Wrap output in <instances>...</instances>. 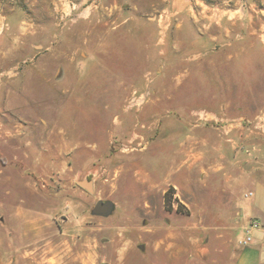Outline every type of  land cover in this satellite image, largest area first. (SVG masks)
<instances>
[{
    "label": "rangeland",
    "instance_id": "obj_1",
    "mask_svg": "<svg viewBox=\"0 0 264 264\" xmlns=\"http://www.w3.org/2000/svg\"><path fill=\"white\" fill-rule=\"evenodd\" d=\"M201 1L225 23L243 0ZM147 11L0 0V264H229L264 227L241 208L264 190V27L193 51L198 22Z\"/></svg>",
    "mask_w": 264,
    "mask_h": 264
},
{
    "label": "crops",
    "instance_id": "obj_2",
    "mask_svg": "<svg viewBox=\"0 0 264 264\" xmlns=\"http://www.w3.org/2000/svg\"><path fill=\"white\" fill-rule=\"evenodd\" d=\"M200 3L204 4L203 7L196 8L195 5H200ZM237 4L236 14L232 18L228 16L225 23L222 18L226 14L222 15V9L220 10L217 7L211 10L205 2H194V0H153L155 12L153 18H149L150 12L148 11L145 15L147 20H153L155 27L163 28V30L171 25L181 27H190L191 25L194 27V23L198 22L199 26L196 25L197 31H194L192 27L191 30L189 28L191 33L186 38L188 42H191L190 48L197 51L200 48H208L215 41L249 40L253 34L264 27V19L259 15L260 11L251 12L253 5H249L244 0L237 1ZM159 33L162 32L159 31ZM159 40H163V36ZM159 55L163 56V51L159 52ZM207 175L211 174L207 172ZM225 182L224 188L226 191H235L236 184L240 183L239 180H233V182L226 180ZM205 185L212 184L208 182ZM254 195L255 199L243 203L241 208H243L245 216L261 217L264 226V190L261 187H255ZM229 264H264V227L251 230L250 244L238 246L232 252Z\"/></svg>",
    "mask_w": 264,
    "mask_h": 264
},
{
    "label": "water",
    "instance_id": "obj_3",
    "mask_svg": "<svg viewBox=\"0 0 264 264\" xmlns=\"http://www.w3.org/2000/svg\"><path fill=\"white\" fill-rule=\"evenodd\" d=\"M78 185L89 189L90 182L89 180H84L81 182H78ZM113 209V206L110 202H97L91 209V215L93 216H101V217H107L111 214Z\"/></svg>",
    "mask_w": 264,
    "mask_h": 264
},
{
    "label": "built area",
    "instance_id": "obj_4",
    "mask_svg": "<svg viewBox=\"0 0 264 264\" xmlns=\"http://www.w3.org/2000/svg\"><path fill=\"white\" fill-rule=\"evenodd\" d=\"M139 97H136L135 96V94H134V96H133V98H132V101H135V100H137ZM206 115V114H205ZM251 196V195H250ZM259 228V224H258V222L257 221H253L251 224H250V226H249V228H247L246 230H245V237H244V239L242 240V242H241V245L242 246H245V245H248V244H250V242H251V230H256V229H258Z\"/></svg>",
    "mask_w": 264,
    "mask_h": 264
}]
</instances>
